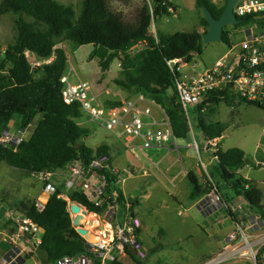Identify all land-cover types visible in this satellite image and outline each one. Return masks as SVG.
Segmentation results:
<instances>
[{"label": "trees", "instance_id": "16d2710c", "mask_svg": "<svg viewBox=\"0 0 264 264\" xmlns=\"http://www.w3.org/2000/svg\"><path fill=\"white\" fill-rule=\"evenodd\" d=\"M227 2L218 6L210 0H195V7L202 11V7L206 6L216 19H220ZM174 7L170 0H152L150 5L142 8L135 24H127L120 13L110 10L109 0H82L79 14L72 6H65L57 0H3L0 16L11 14L15 17L17 36L0 61V135L17 116L20 118V130L32 126L34 130L17 150L0 144V164L36 175L66 169L76 161L88 163L96 154L110 156L108 145L102 144L93 149L83 142L90 131L77 123L83 117L80 107L63 101L61 79L67 70L68 55L58 45L65 41L77 48L92 45L91 57L98 60L103 78L114 60L118 59L121 72L120 78L115 80L117 86L132 94H145L167 115L176 138L185 140L191 133V119L178 99L176 78L167 62L183 60L190 54L187 62L190 63L194 53L201 55L203 35L209 25L203 16L200 23L206 29L204 34L194 31L168 36L159 32L156 38L150 32L153 21L169 16ZM238 19L241 23L234 28H241L251 20L264 21L258 19V15ZM229 35L228 28H225L223 43L228 47L231 46ZM140 43H145V48L131 55L130 51ZM28 53L43 61L52 59L50 63L36 68L37 78L34 77ZM237 100L264 110V104L236 97L229 91L210 94L195 111L196 128L203 142L224 136L227 130L226 123H206L203 110L220 104L232 105ZM218 157L219 162L210 166L209 172L219 186L224 201L243 198L250 211L264 222V192L255 181L240 174L248 161L247 154L240 148H221ZM187 179L191 202L196 203L208 194L207 187L193 172L188 173ZM107 189L117 192L124 200L123 191L112 174H108ZM64 195V186H57L43 212L36 209L35 201L9 204L12 210L25 214L44 231L37 252L46 256L47 264L87 253V242L73 224L69 202L63 198ZM67 197L90 213L103 214L105 211V208L94 207L78 192H70ZM131 201L138 205V201ZM230 217L235 223L239 222L234 214L231 213ZM0 228L10 232L12 223L1 222ZM128 252L135 264H144L131 251ZM34 256L27 255L20 264Z\"/></svg>", "mask_w": 264, "mask_h": 264}, {"label": "rangeland", "instance_id": "374dc122", "mask_svg": "<svg viewBox=\"0 0 264 264\" xmlns=\"http://www.w3.org/2000/svg\"><path fill=\"white\" fill-rule=\"evenodd\" d=\"M2 1L3 0H0V4ZM57 1L65 6H72L76 13L79 14L82 0ZM210 1L218 6H222L226 3V0ZM151 2L152 0H109V7L112 12L120 13L127 24H135L142 8L146 4L150 5ZM171 2L175 4V7L171 9V14L169 16L158 17L151 25L150 32L154 34L156 38L159 32L168 36H173L178 32L190 33L199 31L200 28L205 30V27H202L200 23V19L204 15L201 10L194 9L195 0H172ZM227 28L231 38L230 47L223 42H203L202 54L199 55L194 53L190 63H187L186 67L182 68V71L185 73H199L212 68L218 60L228 55L232 46L238 47L240 42L246 39L250 33L254 35L264 34V21L257 22L251 20L241 28H234V26H229ZM16 36L17 29L15 17L11 14L1 15L0 61L4 58L8 46L15 43ZM145 46V43L138 44L130 51V54H137L139 51L143 50ZM58 47L64 48L70 57L67 69L71 67L74 68L72 80L74 82H87L93 86V90L101 102L109 98L121 99L115 92H119L126 96V92L115 83V80L120 78L119 72L121 65H119L120 62L118 59H115L112 63L107 78H103L101 69L98 66V60L95 58L91 60V54L89 56L91 47H93L92 45H85L77 48L74 44L72 45L65 41L60 43ZM29 59L34 68V77L37 78L36 68L46 62L31 55ZM75 74L78 75L79 79L76 78L77 76L75 77ZM133 99L134 98H131V100ZM149 106L157 111L156 107L152 105ZM188 112L192 125L191 133H195L196 140L201 147L203 141L200 132L196 128V115L193 108H190ZM202 115L206 123L223 122L227 124V130L224 133L223 141L220 143L221 148L223 150L240 148L247 154L248 161L242 170H240V174L247 179L255 181L264 192V167L255 165V159L261 160L264 155V138L262 135L264 130V110L237 100L232 105L220 104L212 107V109H205ZM16 119L17 117L10 123L9 127L11 129L15 130L17 128L15 126L17 124ZM81 120L80 122L85 123L90 131V135L83 139V142L90 148L94 149L98 147L104 141L105 136L110 134L106 129L90 122L86 116L82 117ZM33 130L34 127L31 128L30 133L26 135L27 139L30 138ZM19 131V134H21L20 129ZM183 141L184 140H178V145L181 147L180 150L169 154L168 158L174 159L175 157L178 161L179 157L182 156L186 159V162L189 160L188 157L186 158L189 152L183 148L186 147L184 144L185 141ZM192 148L194 149L192 156H198L197 149L195 147ZM150 150L140 152L136 149L135 155H132L129 150H127V152L124 149L119 153H114V165L122 172L118 179V186L128 197H138L140 199H138V201H141L140 208L136 209V213L143 221L141 228L143 233L140 240L147 251V259L142 262L144 264H216L210 261L215 258L217 259V257L224 252L232 251L241 246L239 243L240 238L244 235L251 246H254L256 264H264V227H250L255 223H251L252 218L250 220V216H252L253 213L250 211L248 203L243 198H238L233 201L238 205H242V211L235 214V216L240 223H243V232H240L237 240L231 242V246L222 250L218 255L219 244L215 241L216 238L212 237L213 231L208 226L216 222L220 215L223 216L227 214L230 216L231 213L224 207L219 210L213 209L206 213H201L190 200L185 202L187 197L183 199L184 203L182 205L174 202L171 196L167 195V191L165 190L167 189L170 191L172 186L169 180L162 174V169L164 167L158 168L156 166L157 161L163 157L167 151L160 150L159 152H154L153 155V152ZM204 154L208 155L207 152ZM202 157L206 163L209 162V157L203 155V152ZM192 161L193 160H191L190 163H192ZM179 165L181 167V163H179ZM9 168L10 167L7 168V172L3 178L8 188L17 190L19 188H24L27 184L36 186L37 190L42 188L43 182L36 175ZM202 172V168L200 167V183L204 185L205 176ZM154 181H157L160 185H154ZM57 186H62V184L57 181ZM183 192L186 194V189L184 187ZM69 193L68 190H65V197H67ZM178 198H183V195H178ZM29 201L34 202L35 200L30 199ZM215 212L217 213L214 215ZM246 213L249 214L247 215ZM204 214L212 215V217L208 218ZM91 215L97 218L94 214ZM71 216L73 218L72 214ZM103 217L101 216V218ZM95 218L93 219L96 221ZM91 223L92 222L89 220L84 222V227L89 229L90 232H94V229L97 228L101 222L97 218V223ZM236 229L237 226L234 231ZM101 232L102 230L98 231L96 234ZM98 239H100L99 236ZM89 241L94 243L91 239H89ZM222 245L224 244L222 243ZM261 251H263V253H261ZM246 255L241 257L238 254L222 264H255V261L249 259ZM31 258L27 259L24 264H36ZM129 259H132V257L122 258V261L125 262V264H135L134 260Z\"/></svg>", "mask_w": 264, "mask_h": 264}, {"label": "built area", "instance_id": "2783aa9c", "mask_svg": "<svg viewBox=\"0 0 264 264\" xmlns=\"http://www.w3.org/2000/svg\"><path fill=\"white\" fill-rule=\"evenodd\" d=\"M234 14L237 18L250 15L261 16L264 14V0H240L234 7ZM51 61L52 59L43 62L48 64ZM186 64L187 62L182 59L167 62L171 73L176 78L178 99L188 117L190 108L200 106L214 92L229 91L236 97L264 104L263 33L255 35L250 33L238 47L232 46L228 55L203 72L185 73L182 68L186 67ZM73 72V67L67 69L61 79L63 101L67 105L78 104L83 117L86 116L90 122L106 129L123 141L129 152L135 155L136 149L140 152L150 149L180 150L181 147L178 145V139L171 128L169 118L164 113L162 120L157 119L149 106L152 104L145 94H136V100L129 99L117 105H106L99 100L93 86L89 83L74 82ZM30 129L21 130L19 134V128L14 130L8 127L0 135V144L17 150L23 140L27 139L26 135L30 133ZM262 135L264 138V130ZM223 138L224 136L208 139L202 143L201 147L195 138H192L191 144L186 142L185 144L187 147L197 149L199 166L205 176L204 186L208 190V194L196 203V207L202 213L224 207L235 215L242 211V205L233 201H224L219 186L209 172V167L219 162L218 152ZM202 152L208 153L210 159L208 163L203 160ZM255 161L256 166L263 167L264 155L261 160L255 159ZM108 174L116 176L118 184L122 172L112 164L111 157L107 154H96L88 163L76 161L63 170L36 174L43 182L45 195L44 199L39 198L35 201V207L39 212L45 210L49 198L56 193L57 181L68 192L84 195L94 207L105 208L103 214H94L101 222L99 225L104 227L101 233L96 234L98 228H95L93 232L100 237L99 241L91 243L83 236L87 242V253L78 257H64L55 264H125L122 258L131 257L128 250H135L140 261L147 259V251L139 239L142 222L136 213L137 206L131 201L134 199L130 200L123 193L124 200H121L117 192L108 190ZM63 197L69 202L70 213L75 216L71 210L72 202L65 195ZM82 211L93 214L81 206ZM8 216L14 227V232L9 234L12 245L16 246L22 235L32 236L37 244L41 243L43 230L25 214L11 209ZM101 216L104 217L101 218ZM251 218V223L255 224L250 227L258 228L260 222L254 216H250V220ZM242 226L243 223H237V229L229 235L230 242L239 238L240 232H243ZM239 243L241 246L224 252L210 262L222 264L238 254L241 257L247 254L246 256L256 264L254 246H251L244 235ZM22 259L21 253L13 249L10 256L0 260V264H20Z\"/></svg>", "mask_w": 264, "mask_h": 264}, {"label": "crops", "instance_id": "0c3cea01", "mask_svg": "<svg viewBox=\"0 0 264 264\" xmlns=\"http://www.w3.org/2000/svg\"><path fill=\"white\" fill-rule=\"evenodd\" d=\"M194 9H196L195 6H194ZM198 32L204 34L206 32V29L204 30L203 28H200V30ZM92 51H93V47H91V50L89 52V56H90ZM28 55H29V57L31 55L33 57L39 58L38 56L31 54V53H28ZM67 55H68V53H67ZM91 60H93V59H91ZM69 61H70V57L68 55V62ZM109 71L107 72L105 78H107ZM120 72H121V69H120ZM120 72H119V74H120ZM99 74H100V72H99ZM75 77L77 79H79L78 75H76V74H75ZM125 92H126V96L122 95L119 92H115L116 95L121 97V99L109 98V99L103 101V103L106 105H117L115 103L119 104L122 101L129 100L131 98H134L133 100H136V94H132V93H129L127 91H125ZM149 102L152 104V106L156 107V109H157V111H155L152 108L154 116L157 119L162 120L164 118V111L159 106H157L154 102H152L151 100ZM146 105H148V104H146ZM197 109H198V107H193L194 113ZM160 114H161V116H160ZM80 120H77V123L80 126L88 129L86 124L81 123ZM16 121H17V124L15 126L18 128V123L20 121V118L18 116H17ZM191 135H192V138H195V140H196L195 133L193 132V133H191ZM102 144H106L110 147V149H111L110 150V157H111V161H112L113 165H114V153L115 152L119 153L123 149L126 151L128 150L125 146V143L121 140H118V138H116L112 134H108L107 136H105V139L102 142ZM102 144H100V145H102ZM184 144H185V142H184ZM185 146H186V144H185ZM117 147H119V148H117ZM183 148H185L189 152L186 156V158L187 157L189 158V160L187 162H186V159L183 158L182 156L179 157L178 161L175 159V157H174V159L168 158V155L171 153H174L175 150H172V151L164 150V151H167L166 154L157 161V165H156L158 168L164 167L162 169V174L166 179L169 180V182L172 186V188H170V191L167 189H165V190L167 191V195L171 196L172 200L179 205H182L184 203L183 199L185 197H187L185 202L187 200H189V197H190L191 190H190L189 182L187 179L188 173L193 172L200 180V167L198 166L199 154L197 153L198 156H196V155L192 156L193 150H194L192 147L186 146ZM150 151H152L153 155H154V152H159L160 150L152 149ZM132 155H134V154H132ZM203 155L208 157V155H206L204 153H203ZM191 160H193L192 163H190ZM179 163H181V167H180ZM8 167L9 166L5 163L0 164V223L1 222H3V223L10 222L8 214L11 211V208L9 207V204H12V203L17 202V201L18 202L19 201H29L30 199L36 201L39 198H41V199L45 198L44 191H43L44 190L43 183H42V185H43L42 188L38 189V190H37L36 186H31L29 184H27L24 188H19L17 190L8 188L6 182L3 180V178L7 172ZM9 169H11V167ZM144 173L146 174L145 171H144ZM153 183L156 186L160 185V183H158L157 181H154ZM183 187L186 189V194H185V192H183ZM123 193L127 198L131 197V196L128 197L124 191H123ZM178 195L179 196L183 195V198H178ZM131 199H134V200L137 199L136 201H138L139 198L138 197H132ZM191 203L194 206H196L197 202L196 203L191 202ZM140 205H141V201H138L137 209L140 208ZM217 212H215L214 215ZM205 216L208 218L212 217V215H205ZM252 216H254L258 220V222H260V226H261V221H260L259 216L255 215V214H252ZM96 221H97V219H96ZM141 222L143 224L142 220H141ZM99 226H101V225H99ZM99 226H97V228ZM236 226H237V223H235L232 220V218L227 214L223 215V216L220 215V217L217 219L216 222H214L208 226L213 231L212 237H215L216 238L215 241L219 244L218 255L222 252V250L226 249L228 246H231L232 243L229 241V235H230V233L234 232V229ZM94 231H95V229H94ZM13 232H14L13 224H12V228H11L10 232L5 230V229L0 228V260L2 258H6V257L10 256L13 253V249H16L18 252L21 253L22 258L26 257L29 254H34L35 256L32 257L31 260H34L36 264H47L46 256L37 252L38 244H37L36 239L34 237L29 236V235H22V237L20 238L17 245L14 246V245H12V243L9 240V234H12ZM43 233H44V231H43ZM142 233H143V231L140 230L139 239H140ZM217 238H218V240H217ZM222 243L224 245H222ZM37 257H39L40 260ZM129 260H133V258L129 259ZM22 264H24V263H22Z\"/></svg>", "mask_w": 264, "mask_h": 264}, {"label": "water", "instance_id": "95a60500", "mask_svg": "<svg viewBox=\"0 0 264 264\" xmlns=\"http://www.w3.org/2000/svg\"><path fill=\"white\" fill-rule=\"evenodd\" d=\"M238 1H240V0H228L227 6H226L222 16L220 17V19H216L206 6L202 7V12H203L204 18L207 20L208 25H209L207 32L203 35V42H205V43L223 42L224 29L229 27V26L239 25L241 23V21L234 14V7ZM258 19H264V15L258 16ZM189 56H190V54L187 57H185L183 60L185 62H188ZM185 142L187 144H191L193 142L191 133L187 136V138L185 139ZM71 210L76 215V214L81 212V206L78 203H71ZM260 221H261L260 227H264V222L261 219H260ZM74 226H76L77 232L82 237L83 236L86 237V235L89 233V230L86 227H84V223L82 225H75L74 224ZM103 229H104L103 226H99L97 230L101 231ZM91 233L93 234V232H91ZM94 235H96V234H94ZM96 236H98V235H96ZM86 240H88V239L86 238ZM131 252L134 255L137 254V252L135 250H131Z\"/></svg>", "mask_w": 264, "mask_h": 264}, {"label": "bare ground", "instance_id": "6f19581e", "mask_svg": "<svg viewBox=\"0 0 264 264\" xmlns=\"http://www.w3.org/2000/svg\"><path fill=\"white\" fill-rule=\"evenodd\" d=\"M93 218H95L93 215H89L86 214L85 212H80L78 214H76L75 216H73V223L75 225H82L84 222H87L88 220L91 221L92 223H97V221H95ZM97 219V218H96ZM91 223V224H92ZM91 227V225H90ZM89 230V229H88ZM86 238L89 240L91 239V241H93L94 243H97L99 241L98 236L92 234L90 231L89 233L86 235ZM92 243V242H91Z\"/></svg>", "mask_w": 264, "mask_h": 264}]
</instances>
